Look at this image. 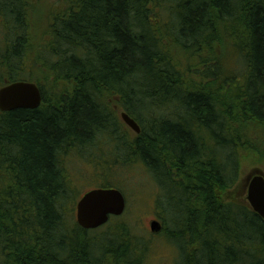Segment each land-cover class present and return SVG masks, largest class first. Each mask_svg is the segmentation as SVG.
I'll return each mask as SVG.
<instances>
[{"label":"trees","instance_id":"obj_1","mask_svg":"<svg viewBox=\"0 0 264 264\" xmlns=\"http://www.w3.org/2000/svg\"><path fill=\"white\" fill-rule=\"evenodd\" d=\"M17 81L43 102L0 110V264H146L127 209L96 230L74 216L72 152L125 191L106 136L154 180L178 264H264V219L223 198L244 153L264 167V0H0V89Z\"/></svg>","mask_w":264,"mask_h":264},{"label":"rangeland","instance_id":"obj_2","mask_svg":"<svg viewBox=\"0 0 264 264\" xmlns=\"http://www.w3.org/2000/svg\"><path fill=\"white\" fill-rule=\"evenodd\" d=\"M40 0H37L39 3ZM58 0H47V2L52 6L57 3ZM40 7V6H39ZM40 17V16H39ZM39 17H35V25H40ZM161 26L163 27V32L166 33L169 28L168 19H163L161 21ZM168 27V28H167ZM113 108L116 107L115 116L121 120V113L124 111L122 107L112 105ZM259 133V129H257ZM130 135V133L128 132ZM264 136V135H263ZM104 142L103 152L107 153L108 160L118 159L119 165L116 167L115 178L127 192H123L127 199V211L125 213L127 220H131L132 224L137 231V234L143 238H147L150 242H146V248L148 252V259L146 264H178L180 262L179 256L181 250L177 244H172L173 241L165 240V236L159 235L158 233H152L151 223L157 220V194L158 188L152 179L148 171L139 165L134 167H122L120 160L116 152L112 155V145L108 140V136L101 139ZM100 153V154H102ZM111 154V155H110ZM252 156L244 153L241 159V172L238 183L227 190L223 194V198L229 201L243 202L247 196V187L249 178L255 175L254 169H259L255 164L252 163ZM87 158V159H86ZM89 156L86 154L85 158L72 152L66 159V168L69 172L74 173V185L76 190L80 191V196L84 195L86 192L91 191L97 187H100L98 179H95V170L89 167L88 160ZM89 167V168H88ZM260 170L264 174V167ZM253 171V172H252ZM115 174V173H114ZM73 180V179H72ZM159 195V194H158ZM79 199H81L79 197ZM76 219V213H74ZM125 218V219H126ZM168 227V226H167ZM104 229V228H103ZM96 233L92 234L95 235ZM177 260V261H176Z\"/></svg>","mask_w":264,"mask_h":264},{"label":"water","instance_id":"obj_3","mask_svg":"<svg viewBox=\"0 0 264 264\" xmlns=\"http://www.w3.org/2000/svg\"><path fill=\"white\" fill-rule=\"evenodd\" d=\"M43 102V94L37 84L27 81L13 82L0 89V110H36ZM123 122L136 134L141 133L137 121L128 113H121ZM247 202L254 212L264 219V174L256 171L247 187ZM127 209V199L118 189H94L85 193L76 206V220L85 230H96L105 226L112 217L122 216ZM153 233H159L162 225L153 221Z\"/></svg>","mask_w":264,"mask_h":264},{"label":"bare ground","instance_id":"obj_4","mask_svg":"<svg viewBox=\"0 0 264 264\" xmlns=\"http://www.w3.org/2000/svg\"><path fill=\"white\" fill-rule=\"evenodd\" d=\"M131 129V128H130ZM76 222H77V220H76ZM78 224V223H77ZM161 232V231H160Z\"/></svg>","mask_w":264,"mask_h":264}]
</instances>
